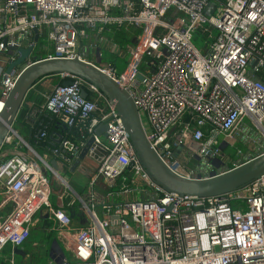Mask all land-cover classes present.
Wrapping results in <instances>:
<instances>
[{
  "label": "built area",
  "instance_id": "built-area-1",
  "mask_svg": "<svg viewBox=\"0 0 264 264\" xmlns=\"http://www.w3.org/2000/svg\"><path fill=\"white\" fill-rule=\"evenodd\" d=\"M33 30L50 43L35 59L79 58L129 93L150 145L176 174L208 176L177 160L176 148L189 142L197 143L190 151L204 169L222 161L220 172L234 164L227 165L222 146L235 137L264 153V0H0V113L17 76L35 60L32 52L6 72L19 58L17 48L37 45ZM132 31V44L115 38ZM103 50L124 56V68L102 63ZM66 77L70 84L44 94L34 119L53 116L76 135L52 134L48 154L33 149L15 126L1 143L0 251L22 246L43 218L71 254V262L64 256L60 264H264V174L216 196L167 191L145 170L107 96L81 77ZM82 90L90 95L82 97ZM101 125L104 136L96 134ZM85 147L79 165L88 159L94 166L82 195L60 167L70 171ZM51 176L66 188L56 206ZM136 192L137 200L128 198ZM66 195L81 210L76 222L62 204Z\"/></svg>",
  "mask_w": 264,
  "mask_h": 264
},
{
  "label": "water",
  "instance_id": "water-1",
  "mask_svg": "<svg viewBox=\"0 0 264 264\" xmlns=\"http://www.w3.org/2000/svg\"><path fill=\"white\" fill-rule=\"evenodd\" d=\"M33 33V40L37 41V31L33 30ZM16 51L19 58L7 66V73L14 66L22 62L23 59L27 58L33 49L32 46H29L26 49L17 48ZM9 54H12V50L9 51ZM32 59H35L34 55ZM55 75L62 78L69 75L81 77L92 83L107 96L119 113L123 125L129 134L130 142L145 170L155 182L167 191L179 195L198 197L216 196L238 191L264 174V153L258 154L246 161L234 162L230 169L223 172H220L219 168L224 167V163L220 160L212 161L211 170L208 176L204 178L200 176L187 178L176 174L161 160L157 152L150 145L145 135L138 110L129 93L97 67L79 58H39L21 70L0 113V146L8 130L14 129L28 91L39 78ZM137 78L140 79L141 75H138ZM70 82V80L64 79L61 84L69 85ZM81 96L86 98L87 92L82 90ZM62 129H64V126H62ZM104 129L105 125H101L96 129V134L104 136ZM52 134L51 132L49 135L50 139L53 138ZM90 142L91 140L88 141L87 145ZM191 147L195 150L198 145L195 142H191ZM86 150V147L82 149L78 158L72 163L70 172H74L77 169L80 161L84 159ZM50 165L55 169L57 168L55 160H51ZM53 245L59 251V259H54L52 256ZM12 254L14 257L19 258L21 264L26 259H29L28 264H32V261L36 258L34 254L28 255L23 246L13 247ZM47 256L50 260L53 259L56 264H60L62 258H64L63 250L55 239L49 246Z\"/></svg>",
  "mask_w": 264,
  "mask_h": 264
},
{
  "label": "crops",
  "instance_id": "crops-1",
  "mask_svg": "<svg viewBox=\"0 0 264 264\" xmlns=\"http://www.w3.org/2000/svg\"><path fill=\"white\" fill-rule=\"evenodd\" d=\"M115 38H116V36H115ZM51 81L53 82V79H51ZM54 84H53V86H54ZM53 86L47 87L46 82H44L43 79H40L28 91V93L26 95V97L27 96L28 97L24 99L23 105H22L21 110H20V114L18 116V121L15 123V127H16L17 131L20 133V135L24 139H26V135H28V129L30 128V126L27 124L26 121L29 118H33L34 119V112L40 106V104L42 103L43 95L46 94L47 92H49L52 89ZM43 116H44V119L45 118L47 119V120H45L46 124L49 123L50 119L46 117L47 115L44 114ZM59 127L60 126H58V128H56V126H55V127L52 128L51 132L53 133L54 137L57 134L60 133L61 130L59 129ZM204 134H205L204 138H207L210 135L208 130H205ZM236 139L242 141L239 137L233 138L231 141H229V143H227V144L222 146V153H223V150L226 147L232 146V142H235L234 140H236ZM245 143L249 144V146H253V143H250L248 141H246ZM188 145H189L188 147L180 146V147L176 148L175 154H176L177 160L182 165H184L185 169L188 170V171H193L194 173L201 174V175L209 174V172L211 170V167H209L207 169H204L203 165L199 161L198 157L193 156L192 152L190 151V149H192L191 142H189ZM245 149H246V151L238 150L240 155H239L238 158H236V160H231L228 155H225L223 153L224 156H225V160H227L228 162L230 160H231L230 162L246 161L249 158H252V157L256 156L258 154V152H259V150L257 148H255V147H251L249 149H248V147H246ZM44 153L48 154L47 152H44ZM229 165L231 166V164H229ZM90 169H91V167L87 166L86 161L81 163V165H79V167L74 172H70L69 169H65V168L60 167L61 174H62V176H64L66 178L67 183L69 184L70 187H71V185H70V181L71 180L75 179L78 182V183L77 182L75 183L76 187L72 186L71 188L75 192H77L79 194H82V195H84L86 193V190H87V185H88L87 183H88V177H89ZM66 172H69L70 175L67 174ZM97 187H98L99 190H101V184L100 183H98ZM75 203H77V201H72V199H71V197L69 195H68L66 201H62L64 209H66L67 212L70 215L73 214V217L71 216L72 219H73V222L78 221V218L80 217V213H81V210H80L79 206H74V207L72 206L74 208V210L71 209L72 207L70 208V206L74 205ZM4 212H5V209H4ZM38 223H39V221H36L33 226H35ZM43 225L41 226V229L45 230V232L47 231L45 233L47 235L48 230H47L46 226L45 225L43 226ZM32 227H31V229H32ZM30 234H31V230H30ZM48 237L49 236L47 235L46 238H48ZM54 239L56 241H58V237H57L56 234H54L53 237L51 236L49 238V240L48 239L47 240L51 241V243H52V241ZM26 245H28V246H26ZM22 246H23L24 250L26 251V253L28 255H30L31 252L33 251V248H35L37 246V242H36V240L30 241V235H29L27 241ZM5 247H6L7 253H8V254H6L7 258H5L4 260H0V264H9L8 260L11 258L12 248L13 247L11 245H6ZM53 247H54V249H53V252H52V256H53L54 259H59L58 258L59 257V251L57 250L55 245H53ZM12 259L14 260L15 264H21L19 259H16L14 257ZM24 261H23V264H27ZM48 264H56V262L52 259V260L49 261Z\"/></svg>",
  "mask_w": 264,
  "mask_h": 264
},
{
  "label": "rangeland",
  "instance_id": "rangeland-1",
  "mask_svg": "<svg viewBox=\"0 0 264 264\" xmlns=\"http://www.w3.org/2000/svg\"><path fill=\"white\" fill-rule=\"evenodd\" d=\"M117 34H120V33H117ZM134 35H135V31H132L130 33V36L127 37V38H125V36H123V35H121V37H120V35H116V40L118 42H120L121 45H129V44H132L133 41L135 40V36ZM124 39L127 40V42H125ZM193 42H194V44H195V46L197 48L201 49L203 43H202V39L200 38L199 35H195L193 37ZM121 45H120V47H122ZM43 46L44 47H47V48H50V43L47 40V38H46L45 35H43V36H41L39 38V40L37 42V45L35 46V48L32 51L33 52L32 53V56L33 55L38 56L40 54H43L45 52L44 50L41 49V47H43ZM1 58L2 57H0V59ZM113 60H115V62H116L117 70L118 71H121L124 68L125 64H126L125 57L124 56L116 57L114 54H110L106 50H103L102 51V59H101V62L102 63L109 64ZM42 79L44 80V82H46L47 87L53 86L54 83L51 81V78L50 77L49 78L48 77H44ZM142 119H143V121L145 123L146 129L149 130V126L146 123V118L144 116H142ZM255 137H258V135L255 136ZM217 139L219 141L222 140V138L220 136L217 137ZM234 141L235 142H232V146H228V147H226L223 150V153L225 155H228L231 160H236V158L239 157L240 153H239L238 150L246 151V149H245L246 147H248V149L251 148V147H255V146H249V144H246L245 143L246 141H243V139H242V141H240L238 139H236ZM44 152L45 151H42V152H40V154H43ZM86 163H87V166L88 167H93L94 166V163L91 160H88L87 159L86 160ZM229 164H230V162L228 163V165ZM66 173L69 174V172H66ZM57 181L58 180L54 176H51L52 194H51V196H50L49 199H50V202H51V204L53 206H56L57 205V195H58V192H60L63 189H66L63 185H60L59 182H57ZM76 182L77 181L75 179L71 180L70 181L71 187L72 186L76 187V184H75ZM68 193H69V191H68ZM139 196H140L139 192H136V193L130 194L128 196V198L133 199V200H137L139 198ZM67 197H68V195H66V197L63 199V201H66ZM38 221H39V223L32 227L31 234H30V241L36 240V242H37V246L35 248H33V251L31 252V254L36 255V258L32 261V264H48L49 261H50V259L47 256V252H48L49 246L51 244V241H48V240H49V238L51 236L53 237V235L56 234V232L50 230V228H51V222L49 220L40 218ZM43 224L46 226V228L48 230V233H47V235L49 236L48 238H46L47 235L45 234L47 231L45 232V230H42L41 229V226ZM57 242L60 245V247L63 248L62 250H63L64 256L66 257V260L68 262H71L72 260H71V254H70V252L64 248V246L61 243V241L58 240ZM26 246H28V245H26ZM6 254H8L7 253V249H6V247H4L0 251V260H4L5 258H7V255ZM14 258L19 259L16 256ZM24 262L28 264L29 263V259H26Z\"/></svg>",
  "mask_w": 264,
  "mask_h": 264
},
{
  "label": "trees",
  "instance_id": "trees-1",
  "mask_svg": "<svg viewBox=\"0 0 264 264\" xmlns=\"http://www.w3.org/2000/svg\"><path fill=\"white\" fill-rule=\"evenodd\" d=\"M119 33V32H116ZM116 35H120L121 37V32L120 34H116ZM125 42H127V40L124 39ZM53 79V83L55 84H59L62 83V81L64 80V78L59 77L58 75L55 76H48V78ZM67 78V77H66ZM42 78H39L38 80H40ZM37 80V81H38ZM36 81V82H37ZM87 94L90 95V92L87 91ZM28 97V96H27ZM25 97V98H27ZM44 114H38L37 117L33 120V125L30 126V128L28 129V135H26V141L30 144V146L35 149L38 153L42 152V151H48L52 148V146L54 145V143L52 142V139L49 138V135L52 131V128L56 126V128L59 127V129L61 130L60 133L66 137H73L76 135V130H74L73 128H69L63 124H61L58 119H56L53 116L47 115L46 117L50 119V122L46 124L47 120L46 118L44 119ZM62 126H64V129H62ZM42 133H44V135H41ZM74 206H79L78 203H75L74 205H71V207ZM71 208L74 210V208ZM80 219V217L78 218Z\"/></svg>",
  "mask_w": 264,
  "mask_h": 264
}]
</instances>
